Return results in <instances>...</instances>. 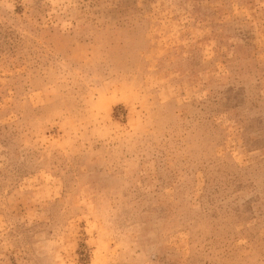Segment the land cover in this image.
<instances>
[{"label": "rangeland", "instance_id": "rangeland-1", "mask_svg": "<svg viewBox=\"0 0 264 264\" xmlns=\"http://www.w3.org/2000/svg\"><path fill=\"white\" fill-rule=\"evenodd\" d=\"M0 264H264V0H0Z\"/></svg>", "mask_w": 264, "mask_h": 264}]
</instances>
